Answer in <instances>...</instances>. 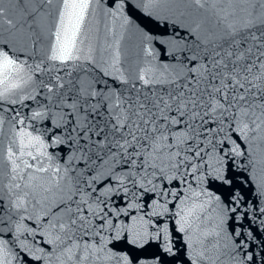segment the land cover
Segmentation results:
<instances>
[{
  "label": "water",
  "instance_id": "obj_1",
  "mask_svg": "<svg viewBox=\"0 0 264 264\" xmlns=\"http://www.w3.org/2000/svg\"><path fill=\"white\" fill-rule=\"evenodd\" d=\"M253 4L91 0L73 50L79 59L61 62L51 57L63 0H0V51L22 69L0 84L3 264H264V124L255 117L246 134L231 116L197 119L195 141L155 159L150 139L125 153L118 134L101 148L104 133H90L91 144L80 133L85 123L109 132L116 97L167 95L190 77L194 88L187 69L214 49L264 41V8ZM180 119L171 132L193 123ZM166 143H175L171 135Z\"/></svg>",
  "mask_w": 264,
  "mask_h": 264
},
{
  "label": "snow or ice",
  "instance_id": "obj_2",
  "mask_svg": "<svg viewBox=\"0 0 264 264\" xmlns=\"http://www.w3.org/2000/svg\"><path fill=\"white\" fill-rule=\"evenodd\" d=\"M153 2L154 0H149L150 4ZM192 2L203 8L208 0H192ZM243 2L255 6L253 0H243ZM90 3L91 0H63L60 27L56 33L57 47L53 50L51 57L53 60L65 62L79 59L78 56H74L73 50L76 45L77 34L84 20V13L89 8ZM259 3L264 8V0H259ZM4 14V9L0 7V18H3ZM6 22L12 26L11 20ZM252 39L258 42L254 47H249L243 51H234L231 47L227 49L220 47L208 54L206 63L201 58V62L187 69L189 73L195 74L196 87L194 88L188 86L189 83H192L190 77L188 83L179 86L180 91L169 92L167 95L145 96L142 99L137 97L135 100L116 97L108 104L111 120L114 121V123L105 125L109 128V132H105L104 127L94 129L85 123L80 129L81 138L87 139L91 144L93 141L90 133L97 137L104 133L102 139L96 142L98 147L103 148L108 146L109 133L113 138L118 134L120 138L115 139V145L125 153L129 147H133L140 140L150 139L153 151L148 155L156 154L153 156L155 159L165 148L183 145L189 139L195 141L200 133L197 131L194 122L199 119L203 123H208L207 120H204L205 116L215 114V119L219 120L220 124H223V117L231 116L236 121L238 130L245 134L249 128L248 119L255 117L252 119V123L256 124L257 121H260L259 124H256L259 128L260 124H264V59H262L264 58V41L256 36H253ZM197 59L196 56L192 57L193 61ZM256 61H260V63L257 64ZM13 70L22 71L15 60L10 58L6 52L0 51V84L8 83ZM140 79L145 84L152 82L143 76ZM156 82L163 83L164 81ZM167 82L176 83L175 80ZM12 87H18V85L14 84ZM57 87H63V85L58 84ZM253 88L257 91L253 92ZM48 90L51 92L53 89L49 86ZM4 94L0 93V96ZM91 95L95 96L96 93L93 92ZM257 109H259V115H257ZM173 111L177 115L169 116V113ZM180 117H186L193 123L187 124V128L179 133L171 132V126L186 122ZM161 120L164 123L161 124ZM219 130L223 132L224 128L220 127ZM169 135L175 142L172 145L166 143ZM194 146L199 149L198 144ZM188 151H193V148L189 147ZM200 151L202 149L197 150L195 155L199 156ZM233 151L239 154L237 148H234ZM179 155L180 152L177 151L169 154L167 158L175 161ZM33 158L35 159V157ZM191 159L192 157L187 155L183 158L186 161H191ZM132 163L134 165L135 160ZM179 163H183V161ZM27 166L31 167V165ZM151 166L156 167L157 165L152 163ZM171 167H178V163L171 164ZM37 171L46 172L48 169L39 168ZM55 171L59 172V169L57 168ZM29 179L32 180L35 177H29ZM80 219L85 220L86 224L88 223L86 218L80 217ZM71 223L76 224V220H72ZM60 227L64 229L65 225L61 224ZM68 251L71 252V249ZM71 258L69 256V259ZM84 258L87 259V256ZM0 264H3L2 260H0Z\"/></svg>",
  "mask_w": 264,
  "mask_h": 264
}]
</instances>
